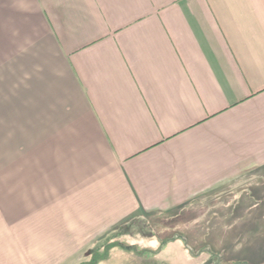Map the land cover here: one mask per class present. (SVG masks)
<instances>
[{"label":"crops","instance_id":"obj_1","mask_svg":"<svg viewBox=\"0 0 264 264\" xmlns=\"http://www.w3.org/2000/svg\"><path fill=\"white\" fill-rule=\"evenodd\" d=\"M263 175L264 0H0V264Z\"/></svg>","mask_w":264,"mask_h":264},{"label":"rangeland","instance_id":"obj_2","mask_svg":"<svg viewBox=\"0 0 264 264\" xmlns=\"http://www.w3.org/2000/svg\"><path fill=\"white\" fill-rule=\"evenodd\" d=\"M127 229L96 242L85 258L114 245L102 264H264V175Z\"/></svg>","mask_w":264,"mask_h":264},{"label":"trees","instance_id":"obj_3","mask_svg":"<svg viewBox=\"0 0 264 264\" xmlns=\"http://www.w3.org/2000/svg\"><path fill=\"white\" fill-rule=\"evenodd\" d=\"M113 246L114 245L108 246V248L104 250V253L102 251V254L101 251L99 252L98 250H93L91 254V261L85 264H98L99 262L104 261L105 259H107L108 253L111 249H113Z\"/></svg>","mask_w":264,"mask_h":264}]
</instances>
